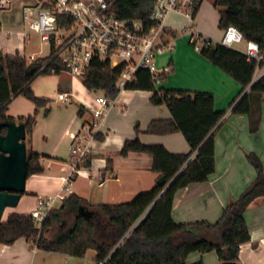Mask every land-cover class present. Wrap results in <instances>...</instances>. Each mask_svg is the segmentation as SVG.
<instances>
[{"label":"trees","instance_id":"obj_1","mask_svg":"<svg viewBox=\"0 0 264 264\" xmlns=\"http://www.w3.org/2000/svg\"><path fill=\"white\" fill-rule=\"evenodd\" d=\"M109 12L119 19L140 20L143 32L147 33L156 23L151 13L156 0H106ZM202 0L195 5V18ZM218 7V28L234 26L245 40L257 43L264 52V0H212ZM67 22L58 16V24ZM193 24L191 25V27ZM1 30V23H0ZM173 39L176 32L168 31ZM200 55L227 74L242 89L248 91L237 101L232 113L245 114L251 133L258 130L261 119V98L264 95V76L252 83L256 61L247 60L242 50L228 47L220 41H212L201 35L191 34L190 44L201 43ZM47 67L41 70L43 65ZM55 67L62 69L57 58L50 53L27 63L19 53L12 55L0 51V123L13 122L7 114L12 100L23 96L33 103L32 114L18 120L29 135L36 123V115L44 108L48 115L47 99L35 96L31 83L39 76L51 75ZM121 66L111 67L109 61L92 59L81 78L88 91H100L113 101L120 92L117 81ZM252 83V84H251ZM123 89L151 92L154 105L165 106L169 118L152 120L146 133L167 135L181 133L189 146L186 154L169 152L160 144H144L138 137L126 140L119 154L146 153L152 158L151 171L164 177L163 185H154L150 190L138 193L132 200L118 204H91L76 194H70L56 208L50 210L39 226L30 214L11 213L0 221V243L11 245L25 238L35 249L78 258L85 257L87 250L96 252V264H187V256L194 252L215 251L220 262L238 261L239 246L250 241L249 228L244 219L248 206L257 198L264 197V169L255 153H247L246 159L256 172L255 179L235 200L230 201L214 222L196 221L176 223L171 216L173 198L177 190L191 183L207 181L215 170V146L213 130L224 112L215 110L214 96L208 92L172 90L155 86L147 70H138L133 80ZM82 107L79 114L82 113ZM0 128V135L5 134ZM136 134L139 133L135 126ZM193 157H191V155ZM41 155L26 150L27 178L41 174ZM91 157L84 161L90 165ZM192 264H203L197 261Z\"/></svg>","mask_w":264,"mask_h":264},{"label":"crops","instance_id":"obj_2","mask_svg":"<svg viewBox=\"0 0 264 264\" xmlns=\"http://www.w3.org/2000/svg\"><path fill=\"white\" fill-rule=\"evenodd\" d=\"M24 3H26L25 0H18L11 9L0 11L3 15L2 20L0 19V32L3 28L12 30L17 27L18 29L14 32L18 33L21 41L22 37L24 39L22 30L25 27L22 28L24 23L20 10ZM18 9L19 15L16 14ZM177 15L187 19L183 15ZM218 19L219 14L217 21ZM189 21L191 22V20ZM165 25L173 30L167 22ZM192 28L195 30L188 35V42L192 33L209 38L196 30L194 25ZM5 40L9 41L10 39ZM220 40L221 38L218 41ZM23 44L22 41L19 44L8 45L0 39V51L7 55L17 52L25 57L21 54L20 49L22 47L24 49ZM183 46L182 41L179 43L177 41L175 49ZM163 55H165L164 58L161 55L162 57L158 59V66L162 67L169 62V67L170 65L171 67L170 74L160 84L162 88L211 93L214 96L215 110L224 112L212 132L215 146L214 172L207 181L191 183L177 190L171 208V216L176 223L196 221L214 223L220 218L225 206L230 201L237 199L255 179L256 172L247 161L246 154L255 153L261 160L264 169V95L261 98L259 128L256 132L251 133L247 115L232 113L234 104L248 91V88L242 89L227 74L195 53H193V58L195 63L197 62L198 77L188 83L172 82V76L174 74L176 76L180 70L182 71V68L177 65L172 53ZM59 83V87L62 88V92L59 93L70 94L72 98L70 86L61 80ZM150 97V91L121 89L117 97L111 101L110 107L100 121L94 139L90 141L92 146V151L89 154L90 165L84 167L83 173L77 175L72 181L71 194H76L91 204H118L132 200L138 193L150 190L156 185L159 175L151 171L152 158L149 154L135 152H130L126 156L119 154L126 140L138 137L144 144H160L171 153L186 154L189 152V146L179 132L167 135L146 133L147 126L152 120L170 117L168 109L163 105L152 104ZM41 98L46 99L45 97ZM11 104L7 110L8 115L12 117L15 115L18 117L27 116V114L19 115L18 112L11 111ZM31 104L33 113L35 107L33 103ZM81 106L82 113H78L80 108L76 112V118H79L81 123L76 124L77 119L72 118L60 129L61 138H66L70 146L73 143L70 135L78 132L83 124L93 120L92 108L86 104ZM96 107L97 105L93 108ZM43 120L36 118L31 134L26 136L29 149L41 155L40 164L44 171L26 179L25 192L21 194L16 207L4 210L2 221L6 220L11 213L30 214L35 206L36 198L59 193L63 184L62 178L69 174L71 156H59L55 148L46 150L39 137L38 142L36 141L35 130ZM136 125L139 130L138 134L135 132ZM41 135L47 134L42 132ZM43 140H46L45 136H43ZM244 219L249 228L250 241L239 246V264H264V197L255 199L248 206L244 213ZM212 254H216L215 251L208 252L207 255L194 252L187 256L186 262L192 264L201 260L203 264H219L218 257H214ZM95 257L96 252L90 249L86 251L83 258L40 251L35 249L25 238H19L11 245L0 243V264H96Z\"/></svg>","mask_w":264,"mask_h":264},{"label":"built area","instance_id":"obj_3","mask_svg":"<svg viewBox=\"0 0 264 264\" xmlns=\"http://www.w3.org/2000/svg\"><path fill=\"white\" fill-rule=\"evenodd\" d=\"M17 1L0 0V11L11 9ZM197 1L156 0L151 13V19L156 25L144 33L140 20L119 19L110 13L106 0H30L22 5L21 18L25 27L22 33L25 38L28 32H35L42 42L49 44L62 67L60 72L82 78L92 59L107 60L111 67L121 66L117 81L120 89L133 80L140 69L147 70L155 86H159L170 72V67L169 62L159 67L157 57L174 50L165 20L170 13H177L192 21ZM58 16L68 17L72 24L65 22L60 26ZM220 42L228 47L242 45L247 60L256 61L252 83L264 76V52L259 50L257 43L245 40L234 26L223 30ZM202 45L201 39L195 49L198 50ZM36 59L31 55L28 63ZM46 67L47 64L43 65L41 70ZM49 71L52 74L57 72L55 67ZM57 99L67 103L71 96L59 93ZM95 101L97 107L91 109L93 120L70 135L73 140L70 146V171L62 178L60 192L38 196L30 211V216L39 226L47 213L71 194L72 181L83 173L84 161L92 151L90 141L94 139L100 121L111 105V101L104 95Z\"/></svg>","mask_w":264,"mask_h":264},{"label":"rangeland","instance_id":"obj_4","mask_svg":"<svg viewBox=\"0 0 264 264\" xmlns=\"http://www.w3.org/2000/svg\"><path fill=\"white\" fill-rule=\"evenodd\" d=\"M30 2V0H25ZM14 7V6H12ZM11 7V8H12ZM18 11V12H17ZM219 8L213 6L212 0H202L200 8L195 16V18L190 22L189 20L179 16L177 14H169L165 20V23H168L175 32L176 37L172 39V45L174 50L172 52L173 58H175L177 65L182 68L178 74L172 76V82H190L195 80L198 77L197 62L195 63L193 58V53L198 54L199 51L195 50L194 44L188 42L189 34L195 29L190 27L192 24L196 27V30L202 34L208 36L212 41H218L222 37L223 31L218 28V15ZM22 13V7L20 14ZM16 14L19 15V9L16 10ZM3 15L0 13V19L2 20ZM24 25H22V28ZM190 27V28H189ZM17 27L12 28V30L2 29L0 32V39L8 45L19 44L23 41V47L21 49V54L28 59L31 55H34L35 58H44L50 53V46L47 43L41 41L40 36L35 32H28L26 37L22 41L18 33H15L14 30H17ZM18 35V36H17ZM5 39H10L6 41ZM182 41L184 43L183 47H178L175 49L176 43ZM239 50H243L242 45L236 47ZM176 50V52H175ZM193 52V53H192ZM163 58L165 55H162ZM162 56L157 57V61ZM171 67V65H170ZM198 68V67H197ZM167 73V75H169ZM167 75L164 76V79L167 78ZM59 76L61 77L59 79ZM59 80L66 83L71 88L72 98L67 103H61L58 101V93L62 92L59 87ZM166 81V80H165ZM31 89L37 97H45L49 102L46 104V108L50 111L48 115H44V108H40L37 112L36 118L44 119L39 127L35 130L36 141L38 142V137L41 139L43 148L50 150L55 148L59 156L67 157L71 155L70 144L65 138H61L60 129L62 126L69 123V120L72 118L77 119L76 124H80L81 121L79 118H76V112L78 108H81L82 104H86L88 107H95V98L103 96L102 92L96 91L89 93L88 90L82 85L81 77L71 76L62 72L60 75H47L39 76L31 83ZM14 101L11 104L10 110L16 111L19 115L31 113L32 114V104L31 102L23 96H18L13 99ZM111 101V100H110ZM30 105V106H29ZM31 107V109H30ZM15 123H20L18 121V115L14 116ZM42 132H45L47 135H41ZM27 135V134H26ZM41 135V136H40ZM45 136L46 140H43ZM24 143L26 145V150L29 149L27 136H25ZM130 201V200H129ZM128 202V201H127ZM59 205V203H58ZM93 251L92 249H90ZM208 253V252H207ZM207 253H205L207 255ZM216 257V254H212ZM221 264V262H219Z\"/></svg>","mask_w":264,"mask_h":264},{"label":"water","instance_id":"obj_5","mask_svg":"<svg viewBox=\"0 0 264 264\" xmlns=\"http://www.w3.org/2000/svg\"><path fill=\"white\" fill-rule=\"evenodd\" d=\"M6 132L0 135V221L6 208L16 207L21 194L25 192L27 179L25 127L22 123L1 122ZM160 176L156 184L163 185ZM221 264H239L221 262Z\"/></svg>","mask_w":264,"mask_h":264}]
</instances>
